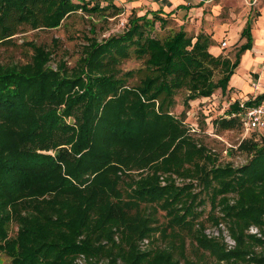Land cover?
<instances>
[{
    "label": "trees",
    "instance_id": "trees-1",
    "mask_svg": "<svg viewBox=\"0 0 264 264\" xmlns=\"http://www.w3.org/2000/svg\"><path fill=\"white\" fill-rule=\"evenodd\" d=\"M111 8L0 0V47L16 46L26 28L51 30L80 10ZM149 15L132 14L121 34L89 43L72 69L50 67L34 44L36 60L0 64V253L11 264H264V251L256 250H264V141L241 142L253 152L247 164L221 166L170 114L181 91L188 92L186 105L227 91L252 48V20L233 61L213 55L205 34L152 36L164 20ZM131 57L142 67L124 72ZM263 101L264 94L255 100ZM237 107L221 126L234 127ZM133 205H141L139 213ZM144 205L165 211L169 246L143 249L158 231L157 210ZM209 225L219 236L206 233Z\"/></svg>",
    "mask_w": 264,
    "mask_h": 264
},
{
    "label": "rangeland",
    "instance_id": "rangeland-1",
    "mask_svg": "<svg viewBox=\"0 0 264 264\" xmlns=\"http://www.w3.org/2000/svg\"><path fill=\"white\" fill-rule=\"evenodd\" d=\"M214 3L216 9L212 13L213 28L220 26L225 28V33L232 32L234 34V37L231 38L225 35V37H228L229 46L223 49L220 55L234 61L240 46L239 36L246 25L249 15H251L253 25H256L262 13L255 0H214ZM130 15L132 14L126 11L123 13L122 8H111L108 11L102 10L99 12L79 11L71 15L60 27L55 29L32 30L26 28L15 37L16 46L10 48L0 47V64H27L31 62V59L34 60L36 57L34 51L30 49V45L34 44L35 47L44 49L47 52L46 57L49 60L48 65L50 67L56 69L60 66H66L68 69H72L78 64L89 43L93 41L103 42L111 35L121 34L124 30L119 29L122 28L120 23L125 21L127 28L131 18ZM163 22V25L162 21L156 22L152 36L164 38L178 30L171 21L164 20ZM242 42H246V39ZM219 46L221 47V42H219ZM141 67L142 61L135 57L124 60L121 65V69L124 72L137 70ZM239 68L236 71L237 74ZM219 78L220 75L217 74L215 80ZM243 79L246 83L244 87L234 86L225 92L219 89L211 97L190 101L188 105L185 104L188 92L181 91L176 95V104L170 110L171 115L178 121H182L188 135L195 143L206 147L215 162L221 166L230 165L237 168L247 164L251 160L253 152L241 149V142L252 140L262 144L264 141V131L246 132L243 130L239 120L232 128H225L220 124L219 120L228 118L227 115L230 114L229 110L231 108L230 103L233 99L251 98L254 95L264 93V62L259 67H252L246 71ZM136 82L137 78L129 80L130 85H134ZM132 172L138 173L142 171L133 170ZM162 176L165 175L162 174ZM174 178L177 184H180L181 180L177 176H174ZM140 207L141 205H133L130 210L132 211L133 209L132 213H139L138 209ZM153 208L157 210L153 214H155L154 218L157 221L154 228L158 229V231L154 233L151 240L143 242V249L148 247L153 249L164 248L169 246L170 243V237L163 238L162 236L168 222L165 211L159 206L151 208L143 206L145 212H153ZM206 208L209 210V204H207ZM209 226L206 231L207 234L213 235L217 233V228L213 225ZM17 231L18 226L13 224L10 236L14 237ZM253 231H256L255 227H253ZM223 232L224 235H229L227 229H224ZM250 233L254 234L252 231ZM183 237H186V252L190 257H193L195 251L192 246V240L186 231L183 232ZM256 250L257 252L264 251L263 247H259ZM210 261L213 262L212 259ZM0 264H11V259L5 253H0Z\"/></svg>",
    "mask_w": 264,
    "mask_h": 264
},
{
    "label": "crops",
    "instance_id": "crops-1",
    "mask_svg": "<svg viewBox=\"0 0 264 264\" xmlns=\"http://www.w3.org/2000/svg\"><path fill=\"white\" fill-rule=\"evenodd\" d=\"M255 3L262 13V16L258 24L253 25L252 21V48L243 54L240 65L238 66V68L240 67L238 74L236 72L238 70L237 68L231 77V86L228 89H232L234 86L244 87L246 83L243 76H245L246 71L252 67H259L264 62V0H255ZM110 5L118 9L122 8L123 13L126 11L130 14H137L138 16L150 14L149 17H152L153 14L158 13L162 19L171 21L176 25L178 30L183 29L188 35L194 37V40L200 34L208 35L214 42L213 46L210 47V52L215 56H219L222 50L229 46L228 37H225V35H228L229 38L234 37L232 32L225 33V28H221L220 26L213 28L212 13L216 9L214 0H108L106 7ZM250 16L248 19H251ZM168 29L170 30L169 27ZM241 33L238 40L240 41V46L246 43L242 42L245 38L241 37ZM219 42H221V47L219 46ZM223 42L227 43L226 48L222 47ZM239 99L241 98H236L232 101L234 103V101L237 102Z\"/></svg>",
    "mask_w": 264,
    "mask_h": 264
},
{
    "label": "built area",
    "instance_id": "built-area-1",
    "mask_svg": "<svg viewBox=\"0 0 264 264\" xmlns=\"http://www.w3.org/2000/svg\"><path fill=\"white\" fill-rule=\"evenodd\" d=\"M78 3H87L90 7L94 6H100L106 7L107 1L108 0H73ZM82 12V10H80ZM119 29H126V23L125 21H121ZM222 47L226 48L227 43L223 42ZM258 95H254L253 97H245L241 98L237 102L234 101V103L238 104L237 111L235 116L237 119H239L240 124L246 132H254V131H264V101L261 102L260 104H256L255 100L257 99ZM232 104H234L231 101ZM249 103H253L252 105H249ZM163 184L165 183L164 177H162ZM223 231L224 228L222 227ZM218 230V229H217ZM254 234H256L258 231H253V227L251 230ZM207 233V232H206ZM209 236H219V231L217 233L210 235ZM224 235V232H223ZM225 236V241L228 243L230 246H233L235 243L231 239L229 235H224Z\"/></svg>",
    "mask_w": 264,
    "mask_h": 264
}]
</instances>
